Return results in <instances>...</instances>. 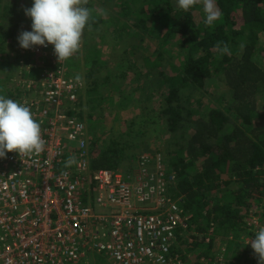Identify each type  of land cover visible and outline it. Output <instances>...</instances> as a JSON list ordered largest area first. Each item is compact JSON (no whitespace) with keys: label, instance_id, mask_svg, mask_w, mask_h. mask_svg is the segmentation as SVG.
<instances>
[{"label":"trees","instance_id":"trees-1","mask_svg":"<svg viewBox=\"0 0 264 264\" xmlns=\"http://www.w3.org/2000/svg\"><path fill=\"white\" fill-rule=\"evenodd\" d=\"M98 1L101 7L90 15L86 31L111 26L116 38L130 37L140 44L156 35L159 50L143 58L144 71L137 62L119 60L114 73L104 69L107 59L91 43L83 59L90 109L82 111L79 99L77 110L70 113L81 122L85 116L92 121V105L105 101L99 88L109 81L124 79L126 89L130 79L136 88L155 83L148 96L155 91L163 97L160 114L167 131L179 139L175 149L166 150L164 161L166 176L172 177L168 194L172 201L180 199L184 223L176 232L172 254L179 264H258L245 242L254 238V224L264 222V0H215L221 18L211 27L204 24L199 4L184 12L177 0ZM89 4L86 0L87 8ZM105 4L114 9L113 25L112 19L105 22L101 17ZM31 6L32 0H0V51L4 43L13 46L21 32L31 31V18L24 12ZM166 47L176 49L180 61L176 65L170 56L168 69L160 65L171 53ZM225 47L228 51L222 52ZM23 59L27 82L36 71L52 66L31 52ZM141 76L151 83L141 82ZM218 81L227 87L226 105L194 109L192 98ZM22 94L18 86L5 97L18 101ZM195 103L200 105L199 100ZM117 142H89L91 172L133 167L141 155L133 154L139 146ZM217 239L226 245L223 254L216 248Z\"/></svg>","mask_w":264,"mask_h":264},{"label":"built area","instance_id":"built-area-1","mask_svg":"<svg viewBox=\"0 0 264 264\" xmlns=\"http://www.w3.org/2000/svg\"><path fill=\"white\" fill-rule=\"evenodd\" d=\"M26 51L52 64L42 81H28L35 94L21 101L45 147L0 158V264H81L101 255L113 264H179L172 249L184 223L162 155L142 153L124 172H91L86 126L70 113L79 86L60 73L65 61L58 64L52 45ZM70 157L76 163L61 167ZM254 226L257 233L264 222Z\"/></svg>","mask_w":264,"mask_h":264},{"label":"rangeland","instance_id":"rangeland-1","mask_svg":"<svg viewBox=\"0 0 264 264\" xmlns=\"http://www.w3.org/2000/svg\"><path fill=\"white\" fill-rule=\"evenodd\" d=\"M98 6L101 7L98 0H90L88 6L90 15H94L95 13L93 12H99ZM113 12L114 9L105 4L101 13V17L105 22H109L112 19L111 25H113V17L115 16ZM116 36L117 34L114 33L111 26L109 28L101 26L99 31L95 33L84 30L79 50L66 60L61 67L60 73L79 86L80 93L77 95V102L73 107L74 110H77L76 106L79 104V99L82 111L90 109L91 103L87 102L88 95L86 93L91 86L89 80L85 77L88 74V69L83 65V59L84 52L89 49L91 43H96L98 51L100 50L103 56L102 58L107 59L108 65L104 69L114 73L116 72L114 68L119 60H126L131 64L137 62L136 65L140 67V70L144 71L142 69V67H145L143 65L145 62L143 58L159 50V39L156 35L151 40L142 44L136 41L132 42L129 39L130 37L123 36L121 39H118ZM1 46L3 47V51H0V95L5 96L8 90H13L19 86L23 94L18 101L27 102L31 100L35 94V89L27 85L28 82L24 79V71H22L25 69L23 57L27 53L26 50L19 46L18 40L15 41L13 46L9 43H4ZM132 46L134 47V51H128V48ZM166 49H170L169 52L171 53L165 56V60L160 61L161 68L164 69H168L167 62L170 60L168 59L170 56L173 57L171 61L174 64L177 65L180 62L176 49L171 47H166ZM43 71L44 68L36 71V77L31 78L33 84L39 83L44 79ZM127 76L130 77V73ZM140 78H142L141 82L151 83V80L146 79L144 76ZM21 82L23 83L21 84ZM113 82L109 81L108 85H103L99 88L104 93L105 101L101 103L96 102L95 105H92L94 108V110H91L92 121H88L87 116L83 120L89 142L97 140L103 143L108 141H120V143H123L124 140H129V142L139 146L137 149H133V154L145 152L160 153L165 161L166 150L175 149L179 139L177 135H173L167 131L165 119L160 114V102L163 97L160 96L159 98L157 96L159 94L155 93V91L152 92L151 97L148 96V90L150 87H154L155 83L152 82L150 86L144 85V87L138 86L136 88L134 79H130L131 83L128 89H126L124 87L126 86L124 79L119 81L116 79ZM111 83L114 85V88L109 87ZM228 99L227 87L218 81V83L212 82L207 93H204V95L192 98L191 104H193L192 107L194 109H204L206 107L219 108L222 105L225 106L229 101ZM196 100L200 101V105H196ZM119 171L124 172L123 169ZM215 244L217 250L219 249L220 253L223 254L226 245H222L219 239L215 241ZM81 264L113 263L106 256L101 255L97 256V258H91V260H83Z\"/></svg>","mask_w":264,"mask_h":264},{"label":"clouds","instance_id":"clouds-1","mask_svg":"<svg viewBox=\"0 0 264 264\" xmlns=\"http://www.w3.org/2000/svg\"><path fill=\"white\" fill-rule=\"evenodd\" d=\"M86 0H32V6L24 10L31 18V31H23L17 37L22 49L36 46H53L58 64L71 58L80 48L81 38L89 23L90 11ZM202 5L204 24L213 26L221 18L215 0H177L180 10L187 12ZM227 52V47L221 49ZM45 147L41 127L33 119L31 110L24 103L0 95V158L15 152L19 156L39 155ZM76 163L75 157L66 166ZM251 245L258 264H264V228L260 229Z\"/></svg>","mask_w":264,"mask_h":264},{"label":"crops","instance_id":"crops-1","mask_svg":"<svg viewBox=\"0 0 264 264\" xmlns=\"http://www.w3.org/2000/svg\"><path fill=\"white\" fill-rule=\"evenodd\" d=\"M92 258H97L96 256H93ZM88 260H91V258L90 259H88Z\"/></svg>","mask_w":264,"mask_h":264}]
</instances>
